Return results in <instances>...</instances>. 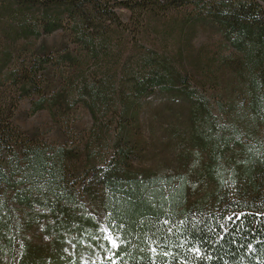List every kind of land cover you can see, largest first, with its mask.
I'll return each instance as SVG.
<instances>
[{"label":"trees","instance_id":"trees-1","mask_svg":"<svg viewBox=\"0 0 264 264\" xmlns=\"http://www.w3.org/2000/svg\"><path fill=\"white\" fill-rule=\"evenodd\" d=\"M187 6V26L213 29L232 51L214 61L223 83L191 84L172 64L182 48L102 66L122 26L116 8L145 18ZM57 31L73 49L13 59L18 41ZM48 67L59 82L44 94ZM0 77L15 94L0 101V264H264V0H0ZM31 96L29 113L47 108L53 121L81 104L90 138L28 139L6 107ZM157 121L171 150L162 173L137 165Z\"/></svg>","mask_w":264,"mask_h":264},{"label":"rangeland","instance_id":"rangeland-1","mask_svg":"<svg viewBox=\"0 0 264 264\" xmlns=\"http://www.w3.org/2000/svg\"><path fill=\"white\" fill-rule=\"evenodd\" d=\"M116 12L122 26L117 28L111 36L107 53L103 55L102 66L104 68L120 69L124 66L133 68L137 58L146 50H153L159 55L175 56V52L182 48L183 57L181 59L174 58L172 64L183 74H189L188 78L191 84L200 85L201 82H207L206 78L209 76H215L218 83H223L227 78V72L222 68L216 69L214 61L219 56H228L232 51L226 47L221 36L213 29L200 25L187 26V20L193 13L191 6L166 13L150 14L145 18H136L132 16L131 12L121 7L116 8ZM189 34L191 38L186 40ZM64 47L74 48L70 43L69 33L57 31L38 39L29 38L25 41H18L13 47V59L17 61L23 58L29 60L27 50L32 55H42L56 52ZM84 71L87 72V70ZM42 76L44 79L43 93L48 94L58 86L59 80L50 67L42 72ZM212 85L214 89L207 86L209 94L215 95V97L220 96L222 93H220L218 85L216 83H212ZM13 91L14 89L8 85V82L3 81V78L0 77V101L11 102L9 97H14ZM33 99H36V96L22 98L16 101L13 107L11 105L6 107L11 124L28 139L41 140L55 145L74 143V145L81 146L90 138L91 119L81 104H75L72 109L65 112L61 121H53L47 108L34 114L29 113L30 103ZM159 101L158 97L150 100L151 113L160 115L161 111H164L159 106ZM65 121L72 130L71 134H73L74 140L71 142L62 127V122ZM167 135L160 122L157 121L153 125L152 133L148 136L150 144L147 153L137 164L138 166L152 169L157 173L166 170L167 155L171 152L166 143ZM94 216L100 224L104 236L112 242V238L104 226L103 217L98 215V212H95ZM23 236L34 243L46 242V239L41 238L38 233L32 235L24 233ZM3 262L7 264L5 260ZM81 264H90V260L84 258Z\"/></svg>","mask_w":264,"mask_h":264}]
</instances>
